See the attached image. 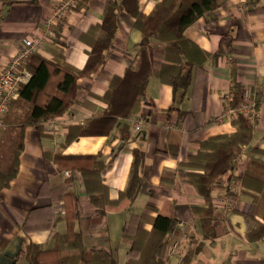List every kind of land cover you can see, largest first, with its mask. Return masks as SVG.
<instances>
[{
	"label": "crops",
	"instance_id": "1",
	"mask_svg": "<svg viewBox=\"0 0 264 264\" xmlns=\"http://www.w3.org/2000/svg\"><path fill=\"white\" fill-rule=\"evenodd\" d=\"M59 1L0 0V69L16 54L23 37L43 33L45 19ZM138 1L139 9L150 14L162 0ZM216 1L219 7L184 30L189 40L209 54L204 71L193 73L186 92H175L170 84L152 76L146 96L128 118L119 120L120 125H131L142 119L140 133L123 140L120 125H116L109 134L80 135L67 142L71 125L84 127L89 119L107 111L101 97L114 76H124L138 51L142 34L134 27V17L121 8L116 10L117 30L104 52L102 69L77 79L76 100L64 113L50 117L39 128L31 125L25 130L18 175L3 190L0 200V264H28L25 247L31 242L51 249L50 214L60 217L55 231L66 234L67 208L72 206L77 212L74 229L81 233L84 246L108 250L116 264L126 263L131 246V239L123 236L124 225L134 218L130 231L137 227L150 230L158 215L177 220L168 264H181L192 248L197 254L191 264H264V243L247 238L260 218L253 213L252 197L242 191L237 180L248 157L264 160V155L252 151V147L264 149V0ZM106 2L81 0L74 11L61 18L56 37L44 41L38 53L50 60L63 56L75 68L83 69L92 47L79 34L102 24ZM152 42L162 45L156 39ZM235 82L242 87L240 101L255 104L257 117L249 120L254 136L249 145L241 146L235 168L225 176V182L213 188L212 206L219 218L215 238L205 239L202 215L193 209L207 204L185 181L186 173L193 169L181 163L197 153L202 140L237 131L234 118L227 114L234 107ZM177 146L176 157L170 149ZM135 151L139 152L135 168L139 182L130 196L127 190ZM88 155H97V160L110 164L101 175L114 203L107 204L103 214H98L77 168L91 165V159L77 158ZM69 192L75 195V204L70 197L65 198ZM27 216L32 225L42 226L25 231ZM77 251L66 250L64 254Z\"/></svg>",
	"mask_w": 264,
	"mask_h": 264
},
{
	"label": "trees",
	"instance_id": "2",
	"mask_svg": "<svg viewBox=\"0 0 264 264\" xmlns=\"http://www.w3.org/2000/svg\"><path fill=\"white\" fill-rule=\"evenodd\" d=\"M219 5L216 0H162L150 14H144L139 9L138 0H107L102 24L91 26L86 33L79 34L92 47L83 69L75 68L63 56L50 60L38 52L30 55L26 62L31 73L30 80L20 85L19 97L9 104L3 121L4 132L0 137V200L3 190L18 175L27 126L39 128L50 117L64 113L76 100L79 89L77 79L99 72L104 66V52L111 45L117 30L118 8L134 17V27L141 31L138 51L130 60L124 76H114L108 90L101 97L107 103V111L102 116L89 119L84 127L71 125L67 142L80 135L109 134L116 125H120L119 120L128 118L146 96L147 84L152 76L170 84L175 92H186L193 80V73L197 75L204 71L209 54L189 40L184 30ZM153 39L162 45L153 43ZM241 91V85L235 82L232 100L234 107H238ZM232 123L237 128L234 134H221L202 140L197 153L181 163L193 169L186 173L185 181L196 189L207 204L206 207L193 209L202 215V236L205 239L215 238V221L219 218L212 206L213 188L225 182V176L235 168L234 161L241 146L249 145L254 136L253 124L242 113H238ZM119 132L123 140L129 138L132 135L130 123H122ZM252 151L264 155V149L252 147ZM170 152L177 157L178 146L175 150L170 149ZM135 157L127 190L130 196L135 193L139 182L135 175L139 152L135 151ZM77 158L92 160L90 166L77 168L83 174L86 190L97 206L98 214H103L105 206L114 203L108 198V188L101 175L110 164L97 160V155ZM227 179L234 180L236 177ZM237 180L242 191L252 197L253 213L260 218L255 220L247 238L250 242L264 243V160L248 157L244 172ZM68 197L75 204L76 197L72 192L66 193L65 198ZM50 216L54 246L45 250L38 243H29L25 247L28 264H116L115 257L108 250L84 246L81 233L74 229L77 216L75 206L67 208L66 234H60L54 229L60 217H54L53 214ZM30 222V216H27L23 224L27 232L42 226ZM130 222L123 229V236L131 239L125 264H168L169 247L175 239L177 220L173 216L158 215L150 230L137 227L134 231H130ZM66 250L78 251L64 254ZM196 254L197 249L192 248L185 253L181 264H191Z\"/></svg>",
	"mask_w": 264,
	"mask_h": 264
},
{
	"label": "built area",
	"instance_id": "3",
	"mask_svg": "<svg viewBox=\"0 0 264 264\" xmlns=\"http://www.w3.org/2000/svg\"><path fill=\"white\" fill-rule=\"evenodd\" d=\"M80 2L81 0H60L45 19L43 33L23 37L18 43L16 54L10 58L6 67L0 69V127L3 126L9 104L19 97L20 85L26 83L31 77V73L26 67L28 58L30 55L39 52L44 41L48 38L56 37V27L61 18L74 11ZM238 113H242L252 122L257 117L255 104L248 101L241 100L238 107H230L227 110V114L233 118ZM51 123L56 124L54 121ZM142 124V119L134 120L131 123L132 134L140 133Z\"/></svg>",
	"mask_w": 264,
	"mask_h": 264
},
{
	"label": "rangeland",
	"instance_id": "4",
	"mask_svg": "<svg viewBox=\"0 0 264 264\" xmlns=\"http://www.w3.org/2000/svg\"><path fill=\"white\" fill-rule=\"evenodd\" d=\"M4 130H2V127H0V137L3 136Z\"/></svg>",
	"mask_w": 264,
	"mask_h": 264
}]
</instances>
